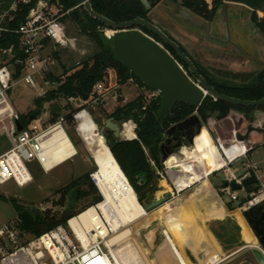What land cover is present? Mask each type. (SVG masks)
<instances>
[{"label":"rangeland","instance_id":"374dc122","mask_svg":"<svg viewBox=\"0 0 264 264\" xmlns=\"http://www.w3.org/2000/svg\"><path fill=\"white\" fill-rule=\"evenodd\" d=\"M159 6L157 12L149 14L150 21L179 44L196 65L207 71L212 80L241 86L248 84L251 78L264 67L263 40H247L248 45L238 46L236 43L228 41L224 36H220V41L223 45H217L214 39H210L217 36V34L207 32L205 27L214 29L216 26H221L225 30V17L222 14L223 12L221 13V9L218 10L214 21L205 23L202 20V23L201 20L197 19V16L184 9L188 15L193 16L187 17L179 5L169 1H162ZM73 10L76 11V8ZM258 17H262V15L258 14ZM65 24L67 34L77 38L79 47L84 53L82 55L62 52L63 60L69 68L76 66L77 62H81L88 57L94 51V46L87 38L79 35L77 27L70 20H67ZM114 92L115 96H108L103 106L88 110L91 119L87 115L79 117L77 130L83 141L75 131L74 121L66 123L64 128L76 149V156L48 173H45L36 163H31L32 182L25 187L18 188L12 181L0 185V224L11 222L17 217L11 205L12 200L26 208L39 209L41 214L48 212L51 215L55 214L58 219L68 213L81 211L86 204L78 202L75 208L70 210L68 197L62 206H55L54 203L60 198L58 192L64 186L82 176H87L92 184L90 175L98 170L105 173L106 170L100 163L105 161L109 170L107 172L108 185L117 195L118 201H121L123 209L133 217L143 216L142 220L136 223L134 227L126 229L110 241V253L117 264H193L191 258L194 255H192L193 252H190V250H194L198 245L212 244L199 227L202 222L200 216L204 212L202 208L204 199L192 196L193 192H191L192 189L199 185L197 184L191 189L178 194L174 193L166 204L147 213V215H143L132 204L134 200L132 189L127 183V179L123 176L124 174L122 175L114 164L112 157L104 153L95 157V153L87 145L90 138L98 133L96 125L101 131L104 128V122L108 119V115L113 113L115 109L133 101L138 96L136 85L132 82H127ZM35 99L34 91L29 90L28 87L21 86V89L19 88L11 95H8L7 102L0 106V154L13 144V140L10 137L11 117L15 116L19 119L21 116L28 115L34 111L36 108ZM52 104L54 102L45 104L43 111L38 116L42 123H48L53 119L51 114ZM59 107L61 108L59 116L70 115L71 111L76 109L75 104L66 106L64 102H60ZM208 124H210L211 130L208 128ZM204 126L213 140L219 139L222 142H229L234 135H240L245 140H249V146L251 147L248 157L249 161L264 169V157L261 149V145L264 143L263 112H255L253 122L249 123L242 114L230 111L226 118L214 123H208L207 121ZM99 136L103 138L100 134ZM104 141L107 145V141L105 139ZM163 168L162 165L161 169L155 170V175H157L156 171L162 172ZM232 168H236L237 173H242L244 170L243 165L239 164L234 165ZM157 177L155 191L152 193L150 201L161 199L165 193L171 192V190L161 187V183L165 181L170 189L168 179L164 177V180L158 175ZM223 177L224 174L219 172L210 178H215L219 183L223 181ZM94 189L96 188L94 187ZM200 189L201 191L208 190L209 184L200 185ZM218 194L225 203L228 201L220 192ZM97 195L99 196L98 192ZM237 195L240 199H246L247 191L245 189L239 190ZM235 215L241 227L243 241L247 244L252 243L251 231L242 219V214V217L239 213H235ZM146 216H149V218ZM145 221H148L149 225L154 227L139 237L137 236L138 231ZM236 221L234 216L225 218L222 227L216 232L221 237L220 242L225 248L221 249L223 255L227 257L223 261H226V264H257L250 252L239 254L247 247H256L258 244L256 246H246L242 242ZM179 225V232L168 231L170 228ZM188 235L191 236L190 239L187 238ZM194 258L196 259V257Z\"/></svg>","mask_w":264,"mask_h":264},{"label":"built area","instance_id":"2783aa9c","mask_svg":"<svg viewBox=\"0 0 264 264\" xmlns=\"http://www.w3.org/2000/svg\"><path fill=\"white\" fill-rule=\"evenodd\" d=\"M72 11L73 9L64 10L57 2L52 3L47 0H0V40L7 43V46H0V106L7 102L8 95L21 89V86L34 91L37 99L49 92H56L65 82L67 74H63V66L66 69L70 67L66 66L62 52L84 54L77 38L69 36L66 31L64 19ZM79 64L80 62H77L76 66ZM128 82L136 85L137 97L142 98L143 109L150 102L160 98L158 93L140 88L133 80ZM120 86L123 85L119 84L115 71L107 69L103 78L92 86L86 99L60 96L59 103L64 102L66 106L69 104L76 106V109L72 110L69 115L75 123L76 132L77 116L81 113L90 116L88 110L103 106L105 99L108 96L114 97V91ZM66 123H68L66 116H59L54 122L48 123H42L39 117L33 119L24 128V133L13 140L12 146L0 154V185L12 181L16 187L22 188L30 184L32 182L31 163H36L45 173L52 171L53 169L46 171L43 167L50 149V144L45 143V137L56 129L62 130L67 135L64 128ZM116 124L120 130L118 140H136V127L131 120ZM127 125L132 128V138L125 135ZM96 128L101 134L97 125ZM101 136L105 139L104 134ZM237 136L234 135L229 142L212 139L225 166L199 179L198 183L222 172L224 177L219 188L220 193L231 202H238L237 192L232 191L229 185L232 182L241 184L248 176V171H252L259 189L249 194L240 206L242 211H247L264 202V169L249 161L251 147L243 136L240 140ZM67 137L69 138L68 135ZM185 148L190 150L192 146H182L173 154L179 156L181 162L186 161V155L182 152ZM69 160L71 159H67ZM241 161L244 170L242 173H237V169L232 167ZM190 164V173L186 174L194 176L193 173H196L201 177V167L193 162ZM162 165L163 171L156 172L164 180V177L168 179L171 196L198 184L194 183L179 191L174 182L180 174V168L172 171L166 162ZM96 172L90 175V180L99 194L100 201L89 208L98 211L99 224L90 229L83 228L84 243L69 225L70 219L64 225H58L38 236H30L20 230V220L15 217L11 222L0 224V264H117L110 253V241L126 229L134 227L143 216L128 218L121 201L117 200L115 204L119 210L112 209L111 214L104 215L98 209V206L104 202V197L97 187L96 177H94ZM225 184L227 186H224ZM132 193L136 204L144 210L143 204L139 202L133 189Z\"/></svg>","mask_w":264,"mask_h":264},{"label":"trees","instance_id":"16d2710c","mask_svg":"<svg viewBox=\"0 0 264 264\" xmlns=\"http://www.w3.org/2000/svg\"><path fill=\"white\" fill-rule=\"evenodd\" d=\"M47 1L52 3L57 2L64 10L74 8H76V12L79 10L77 16L73 14V10L69 16L64 19V22L70 20V22L77 27L79 35L84 36L93 44L94 51L83 59L78 66H73L69 69L63 66V74H67L65 82L59 86L56 92L52 91L42 98L35 99V110L19 118V122L24 128L31 122V117L35 119L40 115L45 104L52 102H54V104L51 105L53 119L50 122H54L59 117V111L61 109L59 107L60 96L62 95L65 98H79L82 100L86 99L92 86L103 78L107 69L115 71L120 85H125L129 80H133L140 88H144L125 68L115 61L111 40V35L113 33L104 25L88 16L80 6L81 0ZM162 1L179 3L182 8L209 21L214 17L216 11L223 6L226 0H212L210 6L204 0H147L152 9ZM89 3L95 13L116 23L132 21L137 18L150 21L149 11L145 9L141 0H90ZM249 6L254 10L251 21L258 33L264 38V7H262L259 2L250 3ZM259 9H261L263 13L262 17H258L256 13ZM142 31L159 42V40L147 30L143 29ZM170 39L172 40V38ZM11 40L13 41V39ZM0 46H7L6 41L0 40ZM165 48L186 71V65L168 46H165ZM180 49L188 57L184 49L182 47H180ZM192 63L206 82L220 94L247 101H257L264 97V67L251 78L248 84L237 86L212 80L205 69L196 65L193 61ZM144 89L149 91L146 88ZM143 107L142 98L137 97L126 105L115 109L113 113L108 115L107 118L113 119L116 123L131 120L136 127V140L120 141L115 139L110 131L105 130L104 137L107 141V146L105 144L102 148L103 153L109 154L116 167L122 175L124 174L123 176L127 179V183L130 184L141 204L149 203L152 193L155 191L156 179L158 178L157 175H155V170L162 168L160 146L164 141V133L171 126L184 121L194 113L198 115L204 125H206L209 119L219 121L226 118L230 111L242 114L249 123L253 122V115L255 112L264 113V106L259 108L235 107L221 101H215L199 107L198 109L178 104L175 105L170 114L164 118H160V98L150 102L145 109H143ZM66 119L69 123L72 122L71 116L67 115ZM261 149L264 154V143L261 145ZM252 188L255 191L259 189L257 185L250 186L247 188L248 193L252 192ZM73 192L76 194L74 201L71 198V193ZM58 194L60 198L54 203L57 207L62 206L67 197L70 200V210L75 208L78 202L84 203L86 206L79 212L68 213L58 219L55 214L51 215L49 212L33 216L29 213V208L12 200V208L20 220V230L30 236H38L58 225H64L69 219L100 201L96 189H94L87 176H82L73 180L60 189ZM243 201L239 206L242 205ZM228 207L231 208L230 205ZM216 236L221 240L219 234H216Z\"/></svg>","mask_w":264,"mask_h":264},{"label":"water","instance_id":"95a60500","mask_svg":"<svg viewBox=\"0 0 264 264\" xmlns=\"http://www.w3.org/2000/svg\"><path fill=\"white\" fill-rule=\"evenodd\" d=\"M81 1L80 6L88 16L104 25L113 33L111 40L115 61L125 68L144 88L159 94L161 103L160 118L170 114L175 105L178 104L187 105L194 109L215 101H221L235 107L259 108L264 106V97L257 101H247L218 93L198 73L192 61L182 52L179 45L171 40L153 22L137 18L132 21L116 23L95 13L90 6V0ZM141 2L145 9L149 11V14H154L160 7L156 6L152 9L147 0H141ZM237 2L246 6H249L250 3L259 2L264 7V0H239ZM73 14L77 16L76 11H73ZM143 29L155 36L159 42L145 34L142 31ZM165 46H168L186 65V71ZM32 120L33 118L31 117L30 121ZM10 128L12 140L24 133L23 125L16 117L11 118ZM203 128H205L204 124L198 115L194 113L184 121L166 130L164 141L160 146L161 162L165 163L182 146H193L195 137ZM105 130L110 131L115 139H119V126L113 119L109 118L104 122V128L101 129L102 135ZM176 131L179 136L174 137ZM237 139L240 140L241 136L238 135ZM173 141L176 144L172 146ZM257 184L253 172L248 171V176L241 184L232 182L229 187L232 191L237 192ZM224 186H227V184ZM71 198L73 201L75 200L76 194L74 192L71 193ZM170 198V193H165L161 199H154L149 203H144L145 212L149 213L161 207ZM29 213L33 216H38L41 215V210L32 208L29 209ZM251 213H256L257 216L254 219H250L249 215ZM243 217L258 245L256 247H247L239 254L250 252L257 264H264V202L244 211ZM220 264H226V261H222Z\"/></svg>","mask_w":264,"mask_h":264},{"label":"bare ground","instance_id":"6f19581e","mask_svg":"<svg viewBox=\"0 0 264 264\" xmlns=\"http://www.w3.org/2000/svg\"><path fill=\"white\" fill-rule=\"evenodd\" d=\"M82 115H87L89 118L90 116L86 113H81L77 116V125L79 122V117ZM91 119V118H90ZM78 133V130H77ZM79 134V133H78ZM98 134H100L98 132ZM101 135V134H100ZM125 135L128 138L133 137L132 128L127 125L125 127ZM80 136V135H79ZM81 138V136H80ZM101 138V137H100ZM82 140V138H81ZM83 141V140H82ZM105 141L103 138H101V144H103ZM45 143L50 144V149L47 153V158L45 159V162L43 164V167L46 171H49L51 169H54L55 167H58L62 164H64L67 159H72L74 156H76L77 152L67 135L59 129H56L52 132H50L45 137ZM189 150V149H188ZM226 152V151H225ZM227 154V152H226ZM217 155L220 154L217 151L213 140L211 138V135L207 131L206 128H203L201 132L195 137L194 145L192 146V149L189 150V166L182 167L178 166L176 163L179 160L175 155L170 156V158L166 161V165L170 166L172 171L175 168H180V174H178L177 179L175 180L174 184L178 188V190H183L190 185L194 183H198V180L201 178H204L205 176L210 175L217 169H221L225 166L224 161L222 158L218 157ZM192 157V158H191ZM96 160V159H95ZM193 162L195 165H198L201 167V177L200 175H197L196 173H193L194 176H189L186 173H190V163ZM101 165L106 170L105 173L100 172L99 170L96 172V183L98 186V190L104 197V202L101 203L98 206V209L104 214L109 215L112 213V209L115 211L119 210V207L117 204H115V200L118 201V197L115 194L114 191H112L108 185L107 182V172L108 166L105 163V161L100 162ZM97 164L100 166V164L97 162ZM204 170V172L202 171ZM196 174V175H195ZM103 175V176H101ZM165 182V181H164ZM161 183V187L164 189H169V186H167V183L165 182ZM208 183L207 180H201L198 185H204ZM167 190V191H168ZM132 204L141 212L143 215L147 214L143 209H141L135 202V199L132 201ZM166 210V209H165ZM97 212L93 208H89L79 214L78 216L72 218L69 220V225L74 229L77 237L82 241V243L85 242L84 234H83V228L90 229L94 225L99 224ZM126 215L128 218H131V214L126 212ZM82 228H81V226ZM188 237L191 238L190 235Z\"/></svg>","mask_w":264,"mask_h":264},{"label":"crops","instance_id":"0c3cea01","mask_svg":"<svg viewBox=\"0 0 264 264\" xmlns=\"http://www.w3.org/2000/svg\"><path fill=\"white\" fill-rule=\"evenodd\" d=\"M211 1L212 0H206L205 2L210 6L211 5ZM237 1H239V0H226V1H224V6H225V8L232 9V13L230 14V16H231V18L233 20V23L237 24L238 29L241 30V28H242L241 25L242 24L244 25V24L248 23L247 22L248 20L246 18L245 19L242 18V13H249V11L253 12L254 10H253V8H251L249 6H246L245 4L238 3ZM171 3H173V2H171ZM174 4L179 5V3H174ZM159 5H157V6H159ZM179 7H180L181 10H183L185 12L187 17L188 16L193 17L192 15H188V13L185 11L186 9L184 10V8H182L180 5H179ZM188 12H190V11H188ZM256 13H257V15L258 14L263 15L261 9L257 10ZM194 18H196V17H194ZM197 19H199L201 21L203 20L200 17H198ZM203 21H202V23H203ZM204 22L206 23V21H204ZM223 34H224V30H223V28H220L219 29V33L217 34V36H214L213 38L211 37L210 39H214L215 40V44H217V45H223V43L220 41V38H221L220 36H223ZM256 35L259 36V38L264 41V38H263L262 35H260L257 32H256ZM209 122L214 123L215 120L209 119L208 123ZM208 128L211 130L210 124H208ZM93 140H94V143L95 142L98 143L99 146L100 145L103 146L105 144V142L103 144H101V138H100L98 133L94 136ZM246 141L249 143V140H246ZM89 147L92 149V151L94 150L93 149V145H91V143H90V140H89ZM217 156L219 157V155H217ZM176 157L179 160H181V158L179 156H176ZM263 157H264V154H263ZM238 164L239 165H243V162L241 161ZM209 178L206 179L208 184H209V189L208 190H206V191L202 190L201 191L200 184H199L198 187L192 189V191H191V192H193L192 196L201 197V198L204 199L203 207H202L204 212L200 216L201 219H202V222L200 223L199 227L202 230V232L207 235V237L209 238V240L212 243V244H207V245H203V246H199L198 245V246H196V248L194 250L187 249V250H190V252L192 251L193 252L192 255H194V257H196V259H195L194 257L191 256L192 257L191 261H192L193 264H218V263H220L221 261H223V260H225L227 258L222 253L221 249H225V248L222 246V243L217 238V236H216L217 233L216 232L222 227L224 219L225 218H229V216H234L236 218V220H237L236 221L237 222L236 226H237V228L239 230V236L241 237L242 242H244L243 238L241 236V227H240L238 219H237V217L235 215V213H239L240 216H241V214L243 216V212L244 211H242L240 209L239 205L244 199H240L239 198L238 202H231L226 197L228 201L225 203V201L220 199V195L218 194L220 192L219 188H220V185L222 184V181L218 183V181L215 178H213V179L210 178V180H209ZM210 181H212V182H210ZM216 181H217V183H216ZM246 191H247V197L249 196V194L255 192L254 189L252 190L251 193H248V189H246ZM229 205L231 206V208L228 207ZM242 219L244 220V222L248 226L245 218L243 217ZM248 228L251 231L249 226H248ZM251 234H252V237H253V242L250 243V244H247V243L244 242V244L246 246H249V245L256 246L257 245V240L254 237L252 231H251Z\"/></svg>","mask_w":264,"mask_h":264},{"label":"flooded vegetation","instance_id":"af4514ba","mask_svg":"<svg viewBox=\"0 0 264 264\" xmlns=\"http://www.w3.org/2000/svg\"><path fill=\"white\" fill-rule=\"evenodd\" d=\"M220 9H221V13L223 12L222 14H224V17H225V23H224L225 24L224 25L225 30H224L223 36L228 41L234 42V43H236L239 46V45H244V44L248 45L247 44V40L248 41L249 40H251V41L255 40L256 41L257 39H260L259 36L256 35V32L258 33V31L256 30V28L254 27V25H253V23L251 21V17H252V13L253 12L249 11V13H242V18L243 19L246 18L248 20L247 21L248 23H246L244 25L242 24L241 25L242 28L240 30V29H238L237 24L233 23V20H232V18L230 16V14L232 13V9L225 8L224 4L218 10H220ZM218 10L216 11L214 17L211 20H209V21L204 20V19L203 20L206 21V22L214 21L215 17L217 16ZM220 28H222V27L221 26H219V27L216 26V27H214V29H208V28L205 27V30H207V32L218 34ZM177 136H179V133L176 131L174 133V137H177ZM93 138L94 137H91L90 143H91V145H93V149H94L93 153H95V157H98V156L102 155V153H103V149L102 148H103V146L105 144L103 146H101V145L99 146L98 143H96V142L94 143ZM175 144H176V142L173 141L172 142V146L175 145ZM87 145H89V142H88ZM182 152L186 155V161L185 162H181L180 160H178L176 164L178 166H182V167L184 166V167L188 168V166H189V156H188L189 155V150L185 149V150H182ZM145 215H147V214H145ZM256 216H257L256 213H251L249 215V218L250 219H254ZM146 217L149 218V216H146ZM153 227H154L153 225L152 226L149 225L148 221H145L144 224L140 227L137 236L141 237L142 235L145 234V232L147 230L153 229ZM168 231H170V232H179L180 231V225L177 226V227L170 228ZM187 238L190 239V237H188V236H187Z\"/></svg>","mask_w":264,"mask_h":264}]
</instances>
